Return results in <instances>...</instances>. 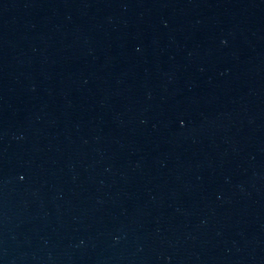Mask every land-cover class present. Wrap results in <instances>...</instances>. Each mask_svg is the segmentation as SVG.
<instances>
[{"label":"water","instance_id":"obj_1","mask_svg":"<svg viewBox=\"0 0 264 264\" xmlns=\"http://www.w3.org/2000/svg\"><path fill=\"white\" fill-rule=\"evenodd\" d=\"M94 0H0V171Z\"/></svg>","mask_w":264,"mask_h":264}]
</instances>
